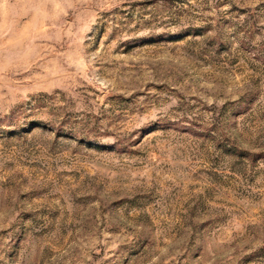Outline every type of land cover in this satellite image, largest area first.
Wrapping results in <instances>:
<instances>
[{"label": "rangeland", "instance_id": "rangeland-1", "mask_svg": "<svg viewBox=\"0 0 264 264\" xmlns=\"http://www.w3.org/2000/svg\"><path fill=\"white\" fill-rule=\"evenodd\" d=\"M0 264H264V0H0Z\"/></svg>", "mask_w": 264, "mask_h": 264}]
</instances>
